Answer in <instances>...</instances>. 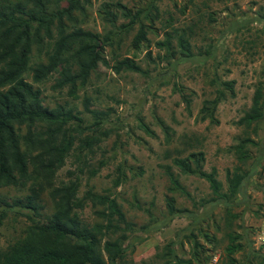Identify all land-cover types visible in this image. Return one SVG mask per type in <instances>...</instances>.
<instances>
[{
	"label": "rangeland",
	"instance_id": "1",
	"mask_svg": "<svg viewBox=\"0 0 264 264\" xmlns=\"http://www.w3.org/2000/svg\"><path fill=\"white\" fill-rule=\"evenodd\" d=\"M47 1L49 9L67 4L66 0ZM115 1L134 9L156 5L157 10L152 8L147 18L141 17L148 24V41L139 48L132 46L137 23L124 30L120 24L127 20L121 16L114 25L103 18L100 10L104 4ZM263 15L264 0H91L84 13L75 11V24L102 34L115 32L114 43L105 47L103 56L110 65L115 58L133 57L145 73H116L99 63L76 95L69 94L66 86H56L57 73L41 82L33 81L31 71L26 73V80L41 89L44 105L66 104L83 118L79 132L72 133L74 148L56 170L52 183L78 180L77 196L84 201L78 212L89 225L106 223L97 213L105 205L89 199L86 192L115 198L130 224L126 228L119 223L127 236L123 240L126 264H174L167 249L173 248L178 257L188 259L195 241L208 248L206 254L219 249L224 257L230 236L243 245L234 255L240 261L255 247L254 235L264 216V109L262 116L249 124L239 120L250 109L258 85L264 93ZM166 32L174 48L169 62L164 59L165 50L156 45ZM182 33L189 39L192 57L179 54L176 37ZM45 42L40 52L33 49L30 66L46 61L49 45L47 39ZM231 80L233 93L224 85ZM220 92L224 97L214 113L203 118V102ZM182 93L189 97V107ZM90 109L106 113L100 130L88 127L94 122ZM86 135L93 143L90 149L84 146L80 151ZM238 144L244 145L242 158L236 152ZM194 151L204 152V169H215L222 192L228 193L227 170L243 176L239 191L227 199L212 200L204 178L183 173L173 163L175 157ZM118 167L123 180L114 185ZM168 169L186 193L169 191ZM38 181L44 184L45 179L39 177ZM31 184L32 180L25 186H1L0 195L9 200L23 198ZM167 194L175 198L178 208L190 213L170 218ZM41 198L44 214H50L54 206L48 187ZM23 212L17 206L7 211L0 226V248L23 235L27 224ZM204 233L214 240L208 242ZM119 234L120 230L105 232L102 242Z\"/></svg>",
	"mask_w": 264,
	"mask_h": 264
},
{
	"label": "trees",
	"instance_id": "2",
	"mask_svg": "<svg viewBox=\"0 0 264 264\" xmlns=\"http://www.w3.org/2000/svg\"><path fill=\"white\" fill-rule=\"evenodd\" d=\"M47 0H0V187L25 186L32 180L28 193L23 198L10 199L0 195V226L7 211L14 207L24 210L27 224L23 235L0 248V264H126L124 260L123 240L127 237L124 212L115 198L88 190L86 196L92 201L104 204L105 209L97 211L102 222L89 225L79 215L83 208V198L77 196L79 182L77 179L62 181L53 185L52 178L58 168L74 148L75 136L82 127L83 118L68 105L57 104L53 107L44 105L41 89L26 80V73L32 72L33 81L41 82L52 73H57L56 86L67 87L68 93L76 95L79 86L85 85L91 72L99 63L109 65L114 72L131 71L145 73V70L133 57L115 58L113 64L103 56L106 46L114 43L113 31L102 34L76 25L75 11L85 12V5L91 0H66V5L55 9L48 8ZM157 10L153 3L149 7L131 8L121 1L104 4L100 12L103 18L114 25L118 17L126 19L120 24L124 30L138 24L132 37V46L139 48L148 41L147 25L141 17L146 18L151 10ZM264 19V15L262 16ZM46 61L36 62L30 66L33 49L39 52L46 47ZM165 50L164 59L174 55L170 34L156 42ZM176 46L183 57H192L190 42L183 33L176 37ZM264 70V68H263ZM234 81L224 82L233 93ZM182 98L189 107V97L182 93ZM224 97L220 92L215 98L203 102L200 109L202 117L212 116L217 104ZM262 85L254 91L250 109L240 118V123L249 124L262 116L264 109ZM94 122L92 131L100 130L106 119V113L90 109ZM74 125V126H73ZM25 129L24 133L21 132ZM23 143L26 148H23ZM93 138L86 135L79 144V149L91 148ZM243 144H238L236 152L242 158ZM90 151V150H89ZM205 155L202 151L190 152L183 157H175L174 165L186 174L204 178L212 191V200L227 199L239 191L243 176L231 174L227 170L229 181L228 193L222 192V183L217 179L215 169H204ZM30 164L33 165L30 169ZM118 169L114 185L122 182L123 172ZM171 187L169 191L185 192L179 179L168 169ZM45 179L44 184L38 178ZM49 188V196L54 209L44 214L41 193ZM166 210L170 218L175 215L190 213L187 208H178L172 195L165 197ZM116 238H107L102 242L105 232L116 233ZM208 242L214 239L204 233ZM230 236L224 251V264H264V251L251 248L244 257L237 259L234 255L243 249V245ZM201 250H198L200 249ZM208 248L194 242V251L190 258L181 259L173 248L167 249L174 264H203L208 255ZM166 261L164 264H169Z\"/></svg>",
	"mask_w": 264,
	"mask_h": 264
},
{
	"label": "built area",
	"instance_id": "3",
	"mask_svg": "<svg viewBox=\"0 0 264 264\" xmlns=\"http://www.w3.org/2000/svg\"><path fill=\"white\" fill-rule=\"evenodd\" d=\"M254 245L264 251V216L261 219L255 235ZM203 264H224V257L219 249H214L209 252L208 259ZM261 264V263H257Z\"/></svg>",
	"mask_w": 264,
	"mask_h": 264
}]
</instances>
